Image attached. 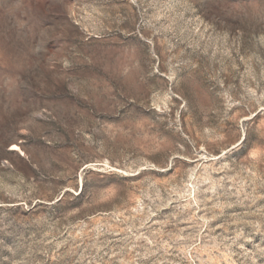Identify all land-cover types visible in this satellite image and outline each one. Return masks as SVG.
<instances>
[{
	"label": "rangeland",
	"instance_id": "374dc122",
	"mask_svg": "<svg viewBox=\"0 0 264 264\" xmlns=\"http://www.w3.org/2000/svg\"><path fill=\"white\" fill-rule=\"evenodd\" d=\"M0 264H264V0H0Z\"/></svg>",
	"mask_w": 264,
	"mask_h": 264
},
{
	"label": "trees",
	"instance_id": "16d2710c",
	"mask_svg": "<svg viewBox=\"0 0 264 264\" xmlns=\"http://www.w3.org/2000/svg\"><path fill=\"white\" fill-rule=\"evenodd\" d=\"M61 201V199H59L57 202H60Z\"/></svg>",
	"mask_w": 264,
	"mask_h": 264
}]
</instances>
